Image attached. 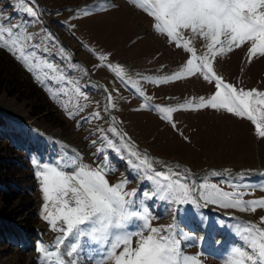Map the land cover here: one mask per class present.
I'll list each match as a JSON object with an SVG mask.
<instances>
[{"label":"rangeland","instance_id":"1","mask_svg":"<svg viewBox=\"0 0 264 264\" xmlns=\"http://www.w3.org/2000/svg\"><path fill=\"white\" fill-rule=\"evenodd\" d=\"M0 70V264H264V0H0Z\"/></svg>","mask_w":264,"mask_h":264},{"label":"trees","instance_id":"2","mask_svg":"<svg viewBox=\"0 0 264 264\" xmlns=\"http://www.w3.org/2000/svg\"><path fill=\"white\" fill-rule=\"evenodd\" d=\"M15 78L16 77L14 76V74H12V73L10 74V73H7V72H4L3 73L2 70H0V81L1 80L4 81V84H2V85H4V86L10 85L11 88H14L15 86H17V81H16ZM22 91H24V90L16 89V91L12 93V96H15L17 98H20L21 101L22 100L23 101H26V100L29 101L30 99L35 98L34 96L37 94L36 93V90L35 89H32L31 87H29L28 89H26L24 91L25 93L22 92ZM39 111L42 112V108L39 109L38 111H36L34 114L38 113ZM4 136H5V138L2 139L0 137V140L6 141L9 138V135H4ZM4 170L6 171L7 169L5 168ZM3 176H5V173L3 174ZM11 189H12V187L9 186L6 189H4V191H1L0 192V198L3 200V202L5 204H10L11 201L14 199V196L17 194L16 190H13L16 193L15 194L13 191H11Z\"/></svg>","mask_w":264,"mask_h":264},{"label":"bare ground","instance_id":"3","mask_svg":"<svg viewBox=\"0 0 264 264\" xmlns=\"http://www.w3.org/2000/svg\"><path fill=\"white\" fill-rule=\"evenodd\" d=\"M248 14H249V13H248ZM57 132H58V131H57ZM56 134H57L56 132L53 133V135H56ZM72 238H74V236H72L71 239H72ZM71 239L68 241V243L71 242Z\"/></svg>","mask_w":264,"mask_h":264}]
</instances>
